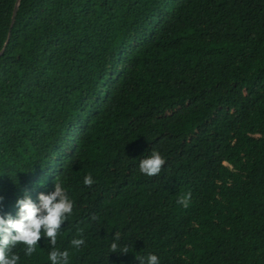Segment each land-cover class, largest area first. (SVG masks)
Masks as SVG:
<instances>
[{"label": "trees", "instance_id": "trees-1", "mask_svg": "<svg viewBox=\"0 0 264 264\" xmlns=\"http://www.w3.org/2000/svg\"><path fill=\"white\" fill-rule=\"evenodd\" d=\"M17 1L0 0V214L60 182L69 264H264V0H22L7 41ZM45 240L18 264H51Z\"/></svg>", "mask_w": 264, "mask_h": 264}, {"label": "clouds", "instance_id": "clouds-1", "mask_svg": "<svg viewBox=\"0 0 264 264\" xmlns=\"http://www.w3.org/2000/svg\"><path fill=\"white\" fill-rule=\"evenodd\" d=\"M165 163L161 154L153 150L148 157L140 161L139 171L147 177H156L161 173ZM83 183L89 187L94 184L91 174L84 177ZM190 199L189 192L178 198L176 203L187 208ZM3 200L4 197L0 196V206ZM38 200V203L34 202L26 192L24 198L16 201L18 212L15 217L10 213L0 214V264H18L20 258L12 252L18 244L25 245L24 254L31 257L42 235L51 249L48 253L51 264H69L68 251H59L55 246L58 232L73 213L74 202L60 182H54V191L48 194L40 193ZM79 234L81 238L70 241L76 249L85 244L82 229L79 230ZM119 239V234H114V242L110 245L111 253L128 254L130 252L128 246L120 247L117 243ZM136 258L140 264H160L158 256L154 254H149L146 258Z\"/></svg>", "mask_w": 264, "mask_h": 264}, {"label": "water", "instance_id": "water-1", "mask_svg": "<svg viewBox=\"0 0 264 264\" xmlns=\"http://www.w3.org/2000/svg\"><path fill=\"white\" fill-rule=\"evenodd\" d=\"M21 1L22 0H18L17 1V4H16V7H15V11H14V16H13V19L11 20V23H10V31H9V34H8V37H7V41L9 40V37H10V34H11V29L14 25V22L16 21V18H17V14H18V11H19V6L21 4ZM5 49V46L4 48L0 51V54L1 52Z\"/></svg>", "mask_w": 264, "mask_h": 264}]
</instances>
